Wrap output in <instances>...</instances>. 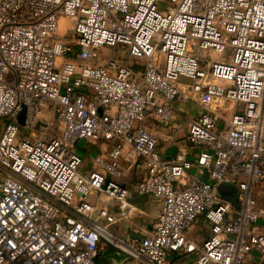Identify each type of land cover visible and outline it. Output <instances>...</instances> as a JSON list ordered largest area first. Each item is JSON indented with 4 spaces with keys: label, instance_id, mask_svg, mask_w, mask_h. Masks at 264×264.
Listing matches in <instances>:
<instances>
[{
    "label": "built area",
    "instance_id": "1",
    "mask_svg": "<svg viewBox=\"0 0 264 264\" xmlns=\"http://www.w3.org/2000/svg\"><path fill=\"white\" fill-rule=\"evenodd\" d=\"M64 18L74 44L59 34ZM118 44L139 64L102 51ZM180 97L202 112L184 118ZM226 101L229 118L214 109ZM48 104L58 135L39 116ZM0 118V264H99L105 245L123 264L264 257V0H0ZM159 138L176 147L171 158ZM80 140L107 146L88 176ZM138 165L137 193L159 214L135 237L116 224ZM220 184L237 188L239 209ZM201 216L210 235L198 246L188 232Z\"/></svg>",
    "mask_w": 264,
    "mask_h": 264
},
{
    "label": "crops",
    "instance_id": "2",
    "mask_svg": "<svg viewBox=\"0 0 264 264\" xmlns=\"http://www.w3.org/2000/svg\"><path fill=\"white\" fill-rule=\"evenodd\" d=\"M191 115H194V113H191ZM158 128L159 126L154 128V130H156V133ZM86 143L88 147H93L96 145L90 144L88 142ZM99 144L100 143H98L97 145L99 146ZM104 145V151H102L97 146L99 149H97V153L95 155L96 158L101 154H105L107 146L106 144ZM158 150L162 155L164 153L166 158H171L176 152V147H167L166 144L163 142L162 138H159ZM141 173L142 166L138 165L135 170L131 172L129 171L127 179L124 180V183L126 184V187L128 189L127 202L129 204V215L116 224V227L121 232L135 237L147 235L152 230L153 225L156 222L157 216L159 214V205L152 197L142 196L137 193V180ZM255 195L259 206L264 208V181L260 183L256 188ZM110 210L117 211V203L110 202ZM202 225L207 227L206 231L204 232H201ZM263 230L264 225L260 228V231ZM209 235L210 224L204 218V216H201L188 232V238L194 241L198 246H201ZM113 254L114 253L112 252L106 255L108 258L107 264H123V261L118 262L117 259L113 258ZM195 259V254H175L174 256H172L170 264H196ZM243 264H264V257H262V255H260L259 253H255L251 257L247 258Z\"/></svg>",
    "mask_w": 264,
    "mask_h": 264
},
{
    "label": "rangeland",
    "instance_id": "3",
    "mask_svg": "<svg viewBox=\"0 0 264 264\" xmlns=\"http://www.w3.org/2000/svg\"><path fill=\"white\" fill-rule=\"evenodd\" d=\"M73 24L69 19H62L61 21V27H60V31L59 34L66 40L69 42V44H74L73 38H71V31L70 28H72ZM102 51L105 54H110L113 53L114 51L118 53V55L121 57V60L125 63H131V65L134 63L135 65L139 64V61L135 58H130V56L128 55V51L126 46H124L123 44H118L115 48L114 47H110V46H105ZM232 56V49L231 48H227L225 50L224 53L220 54L218 56V58L220 59H226L229 60L230 57ZM180 82L182 83H188L190 82V79H187L185 77H181L180 78ZM215 83L217 84H221L223 83V81L218 80L215 81ZM178 106V110L179 112L182 114V116L184 118L191 116V113L194 114H200L202 112V108L197 106L195 103L191 102L190 100H184L183 97H180L179 99L176 100L175 103ZM225 106L222 105V107H218L215 106L214 109L218 112V113H222L225 114V117L229 118L231 116V114L226 115L225 110L229 111L232 109V102L230 101H226L225 102ZM51 104H48V106L44 109V111L42 113L39 114L40 117H45V118H49L52 119L53 123L52 126L50 128V133L52 135H58L61 133V129H60V122L58 121L57 118H55L52 115V110H51ZM184 106V108H183ZM187 108V109H185ZM191 108V109H190ZM9 119L8 118H0V127H5L6 123H8ZM176 123H180V121H182V118L177 115L175 118ZM149 126L152 127L153 132H155L156 130H154L155 127L158 126V123L154 120H151L148 123ZM155 126V127H154ZM156 133V132H155ZM98 145L96 144L93 147H88L87 143L84 140H80L77 143V150H79V152L81 153V155L83 156V163L79 168V171L84 175V176H88L90 171L94 168H96L95 165V155L97 153V149H101L102 151H104L103 148H105V145L103 143L99 144V148L97 147ZM94 157V158H93ZM127 175H129V172L127 173ZM127 175L126 178L123 179V181L125 179H127ZM125 182V181H124ZM92 197L94 199H96V205H101V204H107L108 203V198L106 197L105 194L101 193H97L96 191L92 192ZM110 206V203H109ZM206 228L204 225H202L201 228V232L206 231ZM109 247V245H105L104 248L101 250V254L98 258V263L99 264H107V254L104 252L106 250V248ZM110 248H112L113 253L118 252L114 247L110 246Z\"/></svg>",
    "mask_w": 264,
    "mask_h": 264
},
{
    "label": "water",
    "instance_id": "4",
    "mask_svg": "<svg viewBox=\"0 0 264 264\" xmlns=\"http://www.w3.org/2000/svg\"><path fill=\"white\" fill-rule=\"evenodd\" d=\"M218 191L224 199L228 200L230 203H232L234 207L239 209L238 192L235 186L229 184H220L218 186ZM112 257L117 259L118 262H120L124 259V254L120 252H115Z\"/></svg>",
    "mask_w": 264,
    "mask_h": 264
},
{
    "label": "trees",
    "instance_id": "5",
    "mask_svg": "<svg viewBox=\"0 0 264 264\" xmlns=\"http://www.w3.org/2000/svg\"><path fill=\"white\" fill-rule=\"evenodd\" d=\"M104 252L108 255V254L112 253L113 251H112V248H110V246H109V247H107V249Z\"/></svg>",
    "mask_w": 264,
    "mask_h": 264
},
{
    "label": "bare ground",
    "instance_id": "6",
    "mask_svg": "<svg viewBox=\"0 0 264 264\" xmlns=\"http://www.w3.org/2000/svg\"><path fill=\"white\" fill-rule=\"evenodd\" d=\"M225 112H226V115H229V114H231V113H232V109H231V110H229V111L225 110ZM223 115L225 116V114H223Z\"/></svg>",
    "mask_w": 264,
    "mask_h": 264
}]
</instances>
